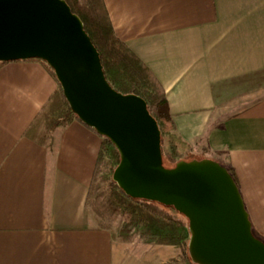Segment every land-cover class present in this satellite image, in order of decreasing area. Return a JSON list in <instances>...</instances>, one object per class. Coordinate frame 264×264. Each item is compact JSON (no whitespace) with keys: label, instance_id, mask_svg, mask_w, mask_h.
Masks as SVG:
<instances>
[{"label":"crops","instance_id":"1","mask_svg":"<svg viewBox=\"0 0 264 264\" xmlns=\"http://www.w3.org/2000/svg\"><path fill=\"white\" fill-rule=\"evenodd\" d=\"M104 3L117 37L164 88L174 134L233 169L264 238V0ZM58 90L40 62L0 66V264H168L170 245L95 226L103 140L73 121L50 147L39 117Z\"/></svg>","mask_w":264,"mask_h":264},{"label":"water","instance_id":"2","mask_svg":"<svg viewBox=\"0 0 264 264\" xmlns=\"http://www.w3.org/2000/svg\"><path fill=\"white\" fill-rule=\"evenodd\" d=\"M41 59L73 113L120 154L115 184L189 221L193 264H264V243L228 169L210 159L163 164L161 131L146 101L107 81L99 52L65 0H0V62Z\"/></svg>","mask_w":264,"mask_h":264},{"label":"trees","instance_id":"3","mask_svg":"<svg viewBox=\"0 0 264 264\" xmlns=\"http://www.w3.org/2000/svg\"><path fill=\"white\" fill-rule=\"evenodd\" d=\"M65 1L70 6L72 12L78 15L83 21L86 33L99 52L104 74L110 85L118 92L135 94L146 101L148 111L156 120L161 131L164 166L173 168L182 160L205 159V156L197 158L190 155L193 147L174 134V119L170 112L164 88L151 70L131 51L126 43L117 37L104 0ZM30 61L40 62L57 81L53 69L45 61L41 59H30ZM6 63L8 62H0V66ZM39 118L40 122L42 120L45 122L46 126L42 136L46 142H49L50 147H52L54 133L57 130L65 129L73 121L81 122L71 110L60 84L59 90L50 98ZM91 130L96 132L94 129ZM102 140L94 181L105 157L112 169V173H114L120 163V154L114 144L106 137H102ZM41 143L43 144V142ZM168 149H170L169 154L167 153ZM205 151L207 152V150H203V152ZM220 164L228 169L239 186L237 176L233 169L222 163ZM93 184L94 182L92 183V188ZM110 184L113 192L112 199L117 209L121 210L125 215H128L136 224L151 228L157 227L164 233L167 244L174 246L185 244L187 254L189 255V221L182 214L172 207H166L157 202L134 199L127 196L115 184L113 177Z\"/></svg>","mask_w":264,"mask_h":264},{"label":"rangeland","instance_id":"4","mask_svg":"<svg viewBox=\"0 0 264 264\" xmlns=\"http://www.w3.org/2000/svg\"><path fill=\"white\" fill-rule=\"evenodd\" d=\"M45 122H40L41 134L45 130ZM43 138V136L41 135ZM204 148L194 146L190 155L200 158H216L210 152H203ZM170 149L167 150L169 154ZM205 154L203 155L202 154ZM219 159V158H218ZM214 160V159H213ZM220 161L224 162L222 158ZM113 173L108 160L105 157L101 163L99 172L95 178L92 192L90 194L89 210L92 214L94 224L97 227L110 229L117 237L126 238L132 241H138L142 244L169 245L165 242L164 233L157 227L151 228L145 225L134 223L128 215H125L121 210L117 209L112 199L113 192L111 187ZM254 236L264 243V238L253 231ZM171 246V258L168 264H193L187 254L186 245Z\"/></svg>","mask_w":264,"mask_h":264}]
</instances>
